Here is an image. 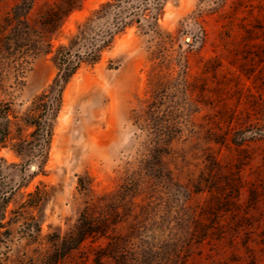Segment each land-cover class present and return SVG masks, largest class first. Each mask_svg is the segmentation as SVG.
Listing matches in <instances>:
<instances>
[{
    "label": "rangeland",
    "instance_id": "rangeland-1",
    "mask_svg": "<svg viewBox=\"0 0 264 264\" xmlns=\"http://www.w3.org/2000/svg\"><path fill=\"white\" fill-rule=\"evenodd\" d=\"M103 1L54 23L60 0H35L38 45L18 46L4 17L21 0H0V264H115L95 256L101 235L57 253L90 196L126 183L141 205L134 264H264V0H165L161 41L126 28L57 94L45 43ZM152 72L174 124L166 176L135 191L146 137L132 110ZM240 130L257 133L235 143Z\"/></svg>",
    "mask_w": 264,
    "mask_h": 264
},
{
    "label": "trees",
    "instance_id": "trees-1",
    "mask_svg": "<svg viewBox=\"0 0 264 264\" xmlns=\"http://www.w3.org/2000/svg\"><path fill=\"white\" fill-rule=\"evenodd\" d=\"M82 0H60L48 16L54 17V23L63 16L77 9ZM35 0H21L15 4L4 17L5 23L10 26L15 37L14 43L18 46L38 45L28 22L27 15ZM165 0H105L91 10L81 21L76 23L75 31L66 43H61L52 50L47 42L45 53H52L57 73L54 87L57 94L82 64H93L100 58V53L107 48L116 35L126 28L136 26L141 31L154 35L158 41L164 38V33L158 23L163 12ZM40 44L44 39H38ZM155 74L150 73L148 96L138 100V105L132 110V120L144 133L146 139L141 144L137 163L140 165L135 171L137 184L135 191L142 186L143 179L155 180L166 176L164 157L170 151L168 142L171 138V128L174 124L167 93L158 90L153 84ZM171 116L167 125L157 123L164 117ZM8 120V119H7ZM163 121H165L163 119ZM256 125H258L256 123ZM154 126V127H153ZM255 124L250 123L251 130ZM153 128V129H152ZM7 130V128H5ZM5 130V131H6ZM244 130V129H243ZM240 130L238 139L232 138L235 143H244L248 137H254L257 132L246 137ZM5 138V135H4ZM140 182V183H139ZM129 183L120 184L113 191L90 196V201L80 211V214L71 229L61 237L58 256H63L68 250L77 247L85 238L101 235L106 238L105 245L96 250V257L109 256L115 264H134V229L140 227L137 221L138 203H134V195L127 196L121 189ZM96 202L99 205H96ZM98 208V210H97ZM125 218H129L125 225ZM125 226L121 231L119 228Z\"/></svg>",
    "mask_w": 264,
    "mask_h": 264
}]
</instances>
